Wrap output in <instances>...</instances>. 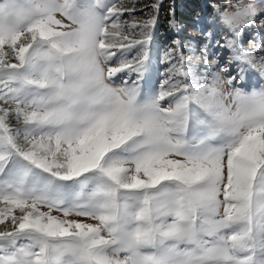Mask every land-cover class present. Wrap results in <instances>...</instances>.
<instances>
[{
    "label": "snow or ice",
    "instance_id": "obj_1",
    "mask_svg": "<svg viewBox=\"0 0 264 264\" xmlns=\"http://www.w3.org/2000/svg\"><path fill=\"white\" fill-rule=\"evenodd\" d=\"M162 4L0 0V264H264V0Z\"/></svg>",
    "mask_w": 264,
    "mask_h": 264
},
{
    "label": "rangeland",
    "instance_id": "obj_2",
    "mask_svg": "<svg viewBox=\"0 0 264 264\" xmlns=\"http://www.w3.org/2000/svg\"><path fill=\"white\" fill-rule=\"evenodd\" d=\"M116 2L122 3L124 6L126 7H134L136 9V11H134L133 13H124L121 17L122 20H128L131 21L133 19V17H135L137 20H143L148 18V13L151 11L150 8H146V6L151 5L152 3H154V0H116ZM169 2V0H163V8H166L165 5H167V3ZM238 2H242V3H256L257 0H219L217 3H211L209 0H204L203 3V9L204 11L198 13V15L196 16V18H191V21H183L180 22L181 25V31L174 32V31H170L169 29H167V27H164L163 30L160 29L162 28L160 25V19L163 18V24L165 25V17H163L164 14H161L163 12V8L161 6L160 9V13L158 16V24L155 26L154 29V38H153V42L151 44V55H152V59L155 62L158 57H159V53L160 50L165 46V45H171V42L174 39L179 38L182 42H186L189 40H196L198 42V44L202 45L203 44V38L201 33L197 30V20L198 18H203V17H207L209 20L211 19V17L213 16V7H209L208 4L211 5H215L219 8H221L222 10L227 8L228 10H231L232 8H234V6L238 3ZM206 5V6H205ZM144 9V10H141ZM166 12V11H165ZM167 18V17H166ZM258 23V21H257ZM205 28L210 27V24H205L202 25ZM259 29L255 28V27H246L243 29L242 35L239 38V42L241 44V46L248 51H252V55L254 57H256L257 59H259L260 57H264V50H259V47H257L256 50H252V45H250L249 41H253V43H255L256 45H261L262 42L259 40L257 33H258ZM185 54L186 55H190V53L187 51V49H185ZM197 54L198 50H197ZM230 53H225V57H227V55H229ZM164 66L156 64L153 68L152 73L149 76V81L152 83H157L158 82V76H157V70H161L163 69ZM202 70V69H201ZM233 75H235V72L232 73ZM224 79L226 80L227 77H224ZM261 83H264V80H261L258 76H256L255 78H253L252 74H247L246 75V82L244 84H242L241 86L250 89L251 87H259V85ZM231 86L229 85H225V89H229ZM13 124H15V120L12 121ZM42 210H47L46 208L42 209ZM53 214H59L54 212Z\"/></svg>",
    "mask_w": 264,
    "mask_h": 264
},
{
    "label": "trees",
    "instance_id": "obj_3",
    "mask_svg": "<svg viewBox=\"0 0 264 264\" xmlns=\"http://www.w3.org/2000/svg\"><path fill=\"white\" fill-rule=\"evenodd\" d=\"M211 3L218 2L219 0H209ZM175 3V17L178 19L179 22L184 23V21H191L190 19L196 18L198 13L204 11L203 9V3L204 0H169L167 5H165L166 8H163V12L161 14H164L163 17H165V25L163 24V18L160 20V25L163 30L164 27H167V21H168V13H169V6L172 3ZM209 5V4H208ZM206 6V5H205ZM166 11V12H165ZM167 17V18H166Z\"/></svg>",
    "mask_w": 264,
    "mask_h": 264
}]
</instances>
